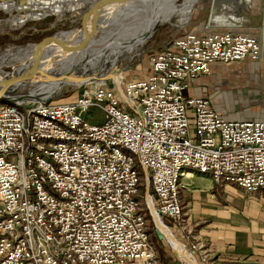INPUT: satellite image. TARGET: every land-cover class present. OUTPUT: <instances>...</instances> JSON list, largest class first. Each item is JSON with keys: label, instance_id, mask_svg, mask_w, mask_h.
I'll return each mask as SVG.
<instances>
[{"label": "built area", "instance_id": "built-area-1", "mask_svg": "<svg viewBox=\"0 0 264 264\" xmlns=\"http://www.w3.org/2000/svg\"><path fill=\"white\" fill-rule=\"evenodd\" d=\"M242 61H260L257 33L204 25L153 52L141 77L86 80L68 100L0 101V264H156L141 187L175 224L184 170L264 189V120L184 95L211 64Z\"/></svg>", "mask_w": 264, "mask_h": 264}, {"label": "bare ground", "instance_id": "bare-ground-1", "mask_svg": "<svg viewBox=\"0 0 264 264\" xmlns=\"http://www.w3.org/2000/svg\"><path fill=\"white\" fill-rule=\"evenodd\" d=\"M70 1L77 4L76 9L66 6L72 4ZM89 1L94 3V0ZM174 1L110 0L100 17L99 26L86 39L80 40L79 37L68 36L60 38L58 41L34 43L36 47L34 51L25 49L8 50L0 55V65H12L11 71L13 74L26 72L32 67L33 74H31V77L27 79V76H25L21 81H27L31 85L43 81L47 82V86L43 89L45 94H49L53 88L65 80L85 73H98L99 77L90 79L92 82H103L109 78L113 83L118 84L120 79L118 71L107 68L103 70L96 69L94 62L99 61L100 66H102L108 57H111V62H113L115 54L121 48H128L135 44V40L148 31L153 24L167 20L169 12L174 9ZM194 1L182 0V2H186L185 4ZM251 1L211 0V6L215 10L209 15L214 17L220 24L227 21L229 23L228 27H232L237 23H242L244 18L239 12L247 10L251 5ZM85 4L86 0H0V10L8 13L21 12L28 14L29 17L38 16L39 18L53 15L56 23L61 24L68 19V22H76L77 18H82L89 13L93 9V4L81 16L74 15L71 18L67 15L70 10L80 12ZM3 21H11L10 24L15 27H22L20 21L11 16ZM28 24L41 28V24L36 22H29ZM97 32H99V35L96 34ZM46 47H50V49L47 53H44L43 49ZM181 174L183 179L185 175L191 174V172L184 170ZM146 202L152 212L149 201ZM153 220L155 229L163 236L162 239L170 243L175 254L182 261L195 264L191 252H187L183 244L175 239L172 231L158 217L153 216Z\"/></svg>", "mask_w": 264, "mask_h": 264}, {"label": "rangeland", "instance_id": "rangeland-1", "mask_svg": "<svg viewBox=\"0 0 264 264\" xmlns=\"http://www.w3.org/2000/svg\"><path fill=\"white\" fill-rule=\"evenodd\" d=\"M185 3L186 2H182V0H175V10L172 9L169 12L167 20L161 22L158 21L155 25L153 24L150 29H148V31L135 40V44L129 46L128 48H121L119 52L115 54V59L113 62H111V57H108V59L105 61V64L102 66H100L99 61H95L94 63L96 69L99 68V70H103L107 68L118 71L120 73L119 81L141 77L148 70V57L153 52L164 48L173 38L177 37L178 35L187 31L201 30L205 25L210 0H195L194 2H189L187 4ZM91 4L93 3L89 0H86V4L83 5L80 12L77 10H72V12L70 10V12H67V15H69L71 18H73L74 15L81 16L89 9ZM66 6L72 9L77 8V4L74 2H72V4L70 3V5L67 4ZM13 13L16 12L14 11ZM239 14L244 18L242 23H237L231 28L241 31H250L257 33L259 36L260 0H252L250 7L247 10L240 11ZM80 19L81 17L77 18V21ZM42 20L44 22L50 23L54 20V16L46 15L42 18ZM11 21H3V24H0V55L12 49H25L34 51L36 48L34 42L38 43L37 40L40 38V35H32L29 39H27V42L30 44L21 48V46L26 42L25 40L27 31L23 29V26L15 27L13 24H10ZM42 27L47 28L46 25L41 24V28ZM9 28L12 30H9ZM8 30L12 35L9 38L4 35V33ZM96 34L99 35V32ZM50 47L44 48L43 52L47 53ZM6 66L1 67L2 72H7L9 70ZM205 78H207V80H205ZM205 78L204 83L207 84V87L205 88L206 92L204 96L209 95L207 97L213 108H215L220 114H225L227 118L230 119H241L244 117L247 118L248 116L246 114L245 116L236 117L235 113L240 111L238 109H242L245 104L250 102L253 103L250 95L253 96L256 94L254 93L255 90L258 91L262 89L259 84L264 83V60L260 59V61L257 63L242 61L232 64H220L214 68V70H212V73L209 77ZM104 81L107 82L108 85L111 83L109 78L105 79ZM45 86H47V82L43 81L40 82L39 85H34L33 88L40 87V89H44ZM75 88L76 86L64 88L55 96L51 95V97L48 98V101L68 100L73 95ZM21 90L26 92L28 89L23 88ZM189 91L192 93V90ZM257 96L261 98L262 95L259 93ZM83 118H85L88 122L98 123L102 119V115L98 108H89L83 113ZM143 191L144 190H142V194H144ZM148 194H150L149 190ZM141 206L146 222V229L149 233V238L155 250V257L157 261L156 264H167V262L168 264H191L189 262L182 261L175 254L167 240L157 238L155 239V227L150 216L148 215V210L143 201H141ZM161 221L172 231L175 239L182 243L184 248H186L185 250L189 252V249H191L190 245L188 246L187 243L182 241L180 238V233L182 231L180 227L182 221L178 224L166 222L163 219H161ZM193 259L195 264H199L194 256Z\"/></svg>", "mask_w": 264, "mask_h": 264}, {"label": "crops", "instance_id": "crops-1", "mask_svg": "<svg viewBox=\"0 0 264 264\" xmlns=\"http://www.w3.org/2000/svg\"><path fill=\"white\" fill-rule=\"evenodd\" d=\"M218 65L211 64L208 75L189 82L184 95L204 96V78ZM259 85L262 89L250 95L253 103L238 109L236 117L264 120V83ZM179 184L180 238L188 246L196 244L198 249H188L199 264H264V189L247 195L236 185L213 184L208 175L196 172L181 177Z\"/></svg>", "mask_w": 264, "mask_h": 264}, {"label": "water", "instance_id": "water-1", "mask_svg": "<svg viewBox=\"0 0 264 264\" xmlns=\"http://www.w3.org/2000/svg\"><path fill=\"white\" fill-rule=\"evenodd\" d=\"M109 1L110 0H94L93 9L85 16H83L80 20L73 23L68 22L69 20L67 21L65 20L61 24L56 23L55 20L48 23V22H44L42 18H39L38 16L29 17L28 14H23L19 12L8 13L3 10H0L1 12L0 24H3V20L6 17H10V16L20 21V23L23 26V29L27 31V36L25 40L26 42L24 43V45L21 46V48L30 44L27 42V39H29L32 35H36V34L40 35V38L37 41L38 42L41 41V43L58 41L60 38H64L68 36L75 38L79 37L80 40H83L86 39L99 26L100 17L102 16L104 10L106 9V6L109 4ZM214 10L215 9L212 8L211 0H210L208 13L205 21L206 27L209 28L219 27V26L228 27L229 23L227 21L223 22V24H220L214 17L209 15L210 13L214 12ZM29 22L31 23L36 22L38 24L46 25L48 28H39L37 26L28 24ZM9 30L12 29L9 28ZM9 30L4 33V35H6L7 38L12 36L9 33ZM259 50H260V59L264 60V0H260ZM2 66H6V65H0V101L2 102H9L13 100L46 102L48 101V98L51 97V95L55 96L64 88L74 87L83 81L95 79L99 77L98 73H93V74L85 73L82 75H77L65 80L60 85L53 88V90H51L49 94H45V92H43V89H40L41 85L38 88H33L34 85L29 84L27 81L24 82L21 81V79L24 78L25 76H27V79L31 77V74H33L32 67H30L26 72L13 74L11 71L12 65L6 66L9 69L7 72L1 71ZM36 85H39V83ZM23 88H27L28 90L24 92L23 90H21ZM143 196L147 209H150L146 202L148 200V193L146 189L144 190ZM149 216L154 225L153 216L155 217L157 216L154 214L153 211L149 212ZM154 234L157 239L163 238V236L156 229L154 230Z\"/></svg>", "mask_w": 264, "mask_h": 264}, {"label": "trees", "instance_id": "trees-1", "mask_svg": "<svg viewBox=\"0 0 264 264\" xmlns=\"http://www.w3.org/2000/svg\"><path fill=\"white\" fill-rule=\"evenodd\" d=\"M143 187L140 188L139 193L142 194ZM155 237V236H154ZM156 239V237H155Z\"/></svg>", "mask_w": 264, "mask_h": 264}]
</instances>
